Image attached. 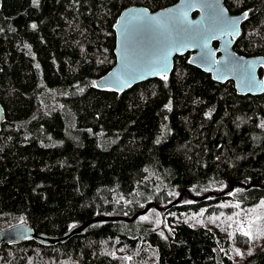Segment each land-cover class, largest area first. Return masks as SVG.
I'll return each instance as SVG.
<instances>
[{"label": "trees", "instance_id": "16d2710c", "mask_svg": "<svg viewBox=\"0 0 264 264\" xmlns=\"http://www.w3.org/2000/svg\"><path fill=\"white\" fill-rule=\"evenodd\" d=\"M178 1L0 0V231L59 237L152 205L64 243L3 245L0 264H264V94L237 95L188 54L167 79L95 88L121 12ZM225 6L247 13L233 51L264 57V0Z\"/></svg>", "mask_w": 264, "mask_h": 264}, {"label": "water", "instance_id": "95a60500", "mask_svg": "<svg viewBox=\"0 0 264 264\" xmlns=\"http://www.w3.org/2000/svg\"><path fill=\"white\" fill-rule=\"evenodd\" d=\"M245 13L231 15L225 0H179L156 12L144 7L125 9L113 27L115 64L95 82V88L120 95L142 82L164 79L162 76L168 78L175 57L188 54V64L209 74L214 82L232 81L237 95L260 96L264 94V78L259 75V70L264 69V57L246 58L233 51L240 27L247 19ZM233 21L236 22L234 28ZM4 120L5 110L0 104V133ZM151 207L147 205L129 219L94 217L59 237L35 234L27 223L15 224L0 231V248L30 239L42 245L64 243L94 224H131Z\"/></svg>", "mask_w": 264, "mask_h": 264}, {"label": "snow or ice", "instance_id": "6c2138e0", "mask_svg": "<svg viewBox=\"0 0 264 264\" xmlns=\"http://www.w3.org/2000/svg\"><path fill=\"white\" fill-rule=\"evenodd\" d=\"M34 2H35V0H34ZM244 15L246 16L247 13H245ZM235 23H236L235 21L232 22V24H233V28L235 27ZM33 27H35V25H33ZM166 70H167V66L165 65V66H164V71H166ZM162 78L167 79L166 76H162ZM243 234H244L245 236H249V235H250L249 232H244Z\"/></svg>", "mask_w": 264, "mask_h": 264}, {"label": "rangeland", "instance_id": "374dc122", "mask_svg": "<svg viewBox=\"0 0 264 264\" xmlns=\"http://www.w3.org/2000/svg\"><path fill=\"white\" fill-rule=\"evenodd\" d=\"M240 222L243 223V219H241Z\"/></svg>", "mask_w": 264, "mask_h": 264}]
</instances>
